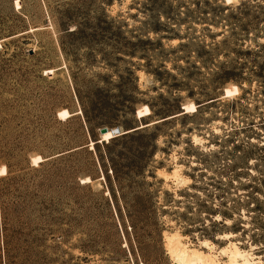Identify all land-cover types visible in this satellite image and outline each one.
<instances>
[{"label":"rangeland","instance_id":"obj_1","mask_svg":"<svg viewBox=\"0 0 264 264\" xmlns=\"http://www.w3.org/2000/svg\"><path fill=\"white\" fill-rule=\"evenodd\" d=\"M2 165L0 264H264V0H0Z\"/></svg>","mask_w":264,"mask_h":264},{"label":"bare ground","instance_id":"obj_2","mask_svg":"<svg viewBox=\"0 0 264 264\" xmlns=\"http://www.w3.org/2000/svg\"><path fill=\"white\" fill-rule=\"evenodd\" d=\"M229 2V0H225ZM231 93H238V88L236 86H232L231 88H225L222 96H228ZM182 113H192L196 110V105L193 103H188L186 105L181 106ZM137 117H144L150 115L149 108L144 105L141 108H139L136 112ZM57 116L60 119H64L70 116V113L66 109H61L58 111ZM157 122V121H154ZM151 122V123H154ZM148 123V124H151ZM147 124V125H148ZM141 125L140 127H142ZM120 130L118 127L108 128V131L102 134V137L99 142H108L110 139L114 137L112 135V130L114 129ZM136 129H139L136 128ZM131 131L133 129H130ZM130 130H126L125 132L128 133ZM130 131V132H131ZM121 134L125 133L123 131ZM92 147V142H91ZM43 158L40 156H34L32 158V164L36 165L38 162L42 161ZM6 174V167L2 165L0 167V176ZM84 182H89L90 179L88 177L83 178ZM83 182V181H82ZM233 236L231 233H224L219 235V238H224L229 241L228 245L221 247L218 250V253L220 255H223L226 257V261L220 262L216 255L210 254L213 246L208 240H201L199 242V246L207 251H203L201 249L197 248H187L185 245H182L179 241H172V237L169 238V252H171L175 260L178 264H263L259 259L251 255L248 251L241 249L236 243L231 242L230 238Z\"/></svg>","mask_w":264,"mask_h":264},{"label":"water","instance_id":"obj_3","mask_svg":"<svg viewBox=\"0 0 264 264\" xmlns=\"http://www.w3.org/2000/svg\"><path fill=\"white\" fill-rule=\"evenodd\" d=\"M131 129H133L132 131L137 130L136 127H135V128H131ZM107 131H108V127H106V126L101 127V128L99 129V138L97 139V141H96L95 143H100L98 140H100L101 137H102V134H104V133L107 132ZM125 131H126V130H124L123 132H125ZM132 131H131V132H132ZM111 132H112V135H114L113 138H115V137H117V136H120V135H125V134H127L126 132L123 133V134H121L122 132H120V130H118L117 128L114 129V130H112Z\"/></svg>","mask_w":264,"mask_h":264},{"label":"trees","instance_id":"obj_4","mask_svg":"<svg viewBox=\"0 0 264 264\" xmlns=\"http://www.w3.org/2000/svg\"><path fill=\"white\" fill-rule=\"evenodd\" d=\"M42 162V161H41ZM0 194H1V191H0ZM62 221V220H61Z\"/></svg>","mask_w":264,"mask_h":264},{"label":"snow or ice","instance_id":"obj_5","mask_svg":"<svg viewBox=\"0 0 264 264\" xmlns=\"http://www.w3.org/2000/svg\"><path fill=\"white\" fill-rule=\"evenodd\" d=\"M229 2H230V0H229Z\"/></svg>","mask_w":264,"mask_h":264}]
</instances>
